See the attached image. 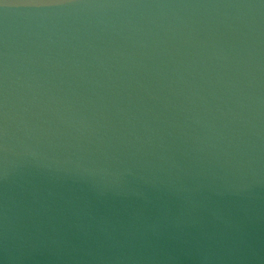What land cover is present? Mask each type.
Returning a JSON list of instances; mask_svg holds the SVG:
<instances>
[{"label": "water", "instance_id": "1", "mask_svg": "<svg viewBox=\"0 0 264 264\" xmlns=\"http://www.w3.org/2000/svg\"><path fill=\"white\" fill-rule=\"evenodd\" d=\"M0 264H264V0H6Z\"/></svg>", "mask_w": 264, "mask_h": 264}, {"label": "snow or ice", "instance_id": "2", "mask_svg": "<svg viewBox=\"0 0 264 264\" xmlns=\"http://www.w3.org/2000/svg\"><path fill=\"white\" fill-rule=\"evenodd\" d=\"M21 3H34L35 0H20ZM0 6L2 7H8L9 4L6 2V0H0Z\"/></svg>", "mask_w": 264, "mask_h": 264}]
</instances>
